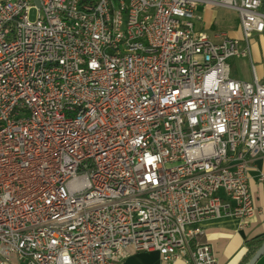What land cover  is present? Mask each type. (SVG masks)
Returning a JSON list of instances; mask_svg holds the SVG:
<instances>
[{
  "label": "built area",
  "instance_id": "built-area-1",
  "mask_svg": "<svg viewBox=\"0 0 264 264\" xmlns=\"http://www.w3.org/2000/svg\"><path fill=\"white\" fill-rule=\"evenodd\" d=\"M262 32L264 0H0V264H216L202 223L256 212L264 77L229 60Z\"/></svg>",
  "mask_w": 264,
  "mask_h": 264
},
{
  "label": "crops",
  "instance_id": "crops-1",
  "mask_svg": "<svg viewBox=\"0 0 264 264\" xmlns=\"http://www.w3.org/2000/svg\"><path fill=\"white\" fill-rule=\"evenodd\" d=\"M196 13L200 16L195 22L196 28L203 31L211 28V24L214 23L212 12L206 6L200 5ZM221 32L232 38L241 37L240 33ZM217 33L220 32H214ZM252 48H264V32L254 35L249 56H238L229 60L231 75L234 78L251 81L253 73L259 79L264 77V65L257 68L253 61V54L255 56L256 54ZM262 176H264V155L253 158L249 163L247 182L256 212L246 225L240 227L239 220L234 216L206 219L202 223L203 234L195 238L194 243L208 244L216 264H242L250 249L257 244L258 240L255 238L264 235V177ZM122 264H161V257L156 251L130 252L123 258ZM174 264L193 263L190 259H180ZM255 264H264V254Z\"/></svg>",
  "mask_w": 264,
  "mask_h": 264
},
{
  "label": "rangeland",
  "instance_id": "rangeland-1",
  "mask_svg": "<svg viewBox=\"0 0 264 264\" xmlns=\"http://www.w3.org/2000/svg\"><path fill=\"white\" fill-rule=\"evenodd\" d=\"M206 7L213 14L214 23L211 24L210 26L211 28L205 30L210 36H212L214 32H221V31H225L227 33H240L241 35L237 12L216 5H206ZM254 35L251 38H249L250 45L252 43ZM241 37L238 39L241 40ZM252 49L253 51H255L256 54V56L253 54V61L257 66V68L259 69L262 65H264V48H252Z\"/></svg>",
  "mask_w": 264,
  "mask_h": 264
},
{
  "label": "water",
  "instance_id": "water-1",
  "mask_svg": "<svg viewBox=\"0 0 264 264\" xmlns=\"http://www.w3.org/2000/svg\"><path fill=\"white\" fill-rule=\"evenodd\" d=\"M264 254V240L259 245V247L255 250L251 258L248 260L246 264H255L256 261Z\"/></svg>",
  "mask_w": 264,
  "mask_h": 264
},
{
  "label": "trees",
  "instance_id": "trees-1",
  "mask_svg": "<svg viewBox=\"0 0 264 264\" xmlns=\"http://www.w3.org/2000/svg\"><path fill=\"white\" fill-rule=\"evenodd\" d=\"M255 239L258 240L257 244L252 247L248 253V255L246 256V258L244 259V261L242 262V264H246L248 262V260L250 259V257L253 255V253L255 252V250L258 248V246L262 243V241L264 240V235H260L258 237H256Z\"/></svg>",
  "mask_w": 264,
  "mask_h": 264
}]
</instances>
